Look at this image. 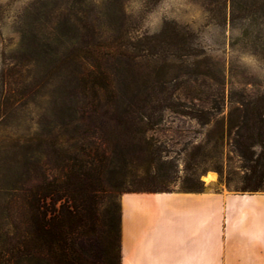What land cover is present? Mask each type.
I'll list each match as a JSON object with an SVG mask.
<instances>
[{
  "label": "rangeland",
  "instance_id": "1",
  "mask_svg": "<svg viewBox=\"0 0 264 264\" xmlns=\"http://www.w3.org/2000/svg\"><path fill=\"white\" fill-rule=\"evenodd\" d=\"M40 9L49 11L44 34L57 41L59 52L42 58L35 72L21 74V30ZM174 29L191 34L192 53L203 51L207 67L196 68L193 58L152 54L159 49L155 44L165 45L174 36ZM87 45L93 53L86 52ZM71 55L82 56L89 68L100 64L114 77L129 72L135 87L149 86L147 96L161 103L207 112L202 119L212 114L206 123L169 109L154 112L138 160L142 173L149 168L154 177L143 187L189 190L197 189L199 181L202 189L250 193L235 187L244 171L228 120L235 107L241 119L244 104H256L254 112L264 115V0H0V181L13 176L17 138L58 133L55 105L69 90L72 73L62 59ZM245 55L247 64L241 60ZM18 92L26 93L22 105ZM67 143L73 149L74 140ZM53 156L43 157L49 169ZM207 172L214 174L209 182ZM109 175L98 181L93 173L86 177L80 204L86 226L91 219L98 223L109 213L115 216L118 244L120 196L138 186L116 183L117 192L111 193Z\"/></svg>",
  "mask_w": 264,
  "mask_h": 264
},
{
  "label": "trees",
  "instance_id": "2",
  "mask_svg": "<svg viewBox=\"0 0 264 264\" xmlns=\"http://www.w3.org/2000/svg\"><path fill=\"white\" fill-rule=\"evenodd\" d=\"M48 13L40 9L21 30V74L38 70L42 58L58 55L57 41L44 34L51 22ZM190 37L187 31L174 29V36L165 45L162 41L155 44L159 49L152 54L182 61L193 58L196 68L207 67L203 51L192 53ZM89 51L93 53L87 45ZM82 59L78 55L62 59L72 73L67 77L69 90L55 105L58 133L16 139L13 176L0 181V264H120V203L119 243L115 244L114 215L109 213L98 223L91 219L86 226L80 204L82 182L92 173L96 181L108 173L113 181L111 193L117 192L114 184L121 182L138 186L126 192L171 191L143 187L154 177L149 168L142 173L138 162L144 150L141 142L154 126L152 115L169 109L206 123L213 118L209 113L202 119L207 113L202 110L186 111L175 103H161L147 96L149 86L135 87L137 81L129 72L123 78L114 77L100 64L89 68ZM18 93L22 105L26 93ZM243 107L241 119L235 114L239 107L234 108L228 125L230 133L235 129L232 147L244 171L235 187L251 193L264 189V115L254 112L256 104ZM68 140H74L73 149ZM51 154L55 162L49 169L43 157ZM226 181L230 184L231 179ZM194 184L197 189L185 191L202 190L199 181Z\"/></svg>",
  "mask_w": 264,
  "mask_h": 264
},
{
  "label": "crops",
  "instance_id": "3",
  "mask_svg": "<svg viewBox=\"0 0 264 264\" xmlns=\"http://www.w3.org/2000/svg\"><path fill=\"white\" fill-rule=\"evenodd\" d=\"M120 264H264V192H124Z\"/></svg>",
  "mask_w": 264,
  "mask_h": 264
},
{
  "label": "bare ground",
  "instance_id": "4",
  "mask_svg": "<svg viewBox=\"0 0 264 264\" xmlns=\"http://www.w3.org/2000/svg\"><path fill=\"white\" fill-rule=\"evenodd\" d=\"M205 177H206L205 179L209 182V181H211L213 179L214 174L212 172H207L205 174Z\"/></svg>",
  "mask_w": 264,
  "mask_h": 264
},
{
  "label": "clouds",
  "instance_id": "5",
  "mask_svg": "<svg viewBox=\"0 0 264 264\" xmlns=\"http://www.w3.org/2000/svg\"><path fill=\"white\" fill-rule=\"evenodd\" d=\"M249 59H250V57L247 56V55L241 57V60H242L243 62H245V64H247V63L249 62ZM253 59H254V58H253Z\"/></svg>",
  "mask_w": 264,
  "mask_h": 264
}]
</instances>
